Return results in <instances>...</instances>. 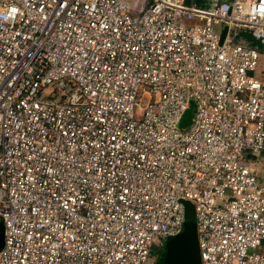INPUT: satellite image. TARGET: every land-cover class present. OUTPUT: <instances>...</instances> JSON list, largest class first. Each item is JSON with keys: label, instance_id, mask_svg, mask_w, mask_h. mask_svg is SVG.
<instances>
[{"label": "built area", "instance_id": "obj_1", "mask_svg": "<svg viewBox=\"0 0 264 264\" xmlns=\"http://www.w3.org/2000/svg\"><path fill=\"white\" fill-rule=\"evenodd\" d=\"M262 53L264 0H0V264H150L187 201L264 264Z\"/></svg>", "mask_w": 264, "mask_h": 264}, {"label": "water", "instance_id": "obj_2", "mask_svg": "<svg viewBox=\"0 0 264 264\" xmlns=\"http://www.w3.org/2000/svg\"><path fill=\"white\" fill-rule=\"evenodd\" d=\"M225 29L222 31L221 40L223 39ZM194 102L184 112L180 127H187L192 122ZM3 244V224L0 221V248ZM163 251L158 256L156 264H201L199 247L197 242L196 225L186 218L183 229L180 233L168 237L162 246Z\"/></svg>", "mask_w": 264, "mask_h": 264}, {"label": "rangeland", "instance_id": "obj_3", "mask_svg": "<svg viewBox=\"0 0 264 264\" xmlns=\"http://www.w3.org/2000/svg\"><path fill=\"white\" fill-rule=\"evenodd\" d=\"M259 62H260L259 67H264V54L263 53L260 55ZM254 170L256 172L260 185L264 188V157L259 156L258 161H256L254 165ZM185 213H186L187 220L195 223L194 206L190 201L185 202Z\"/></svg>", "mask_w": 264, "mask_h": 264}, {"label": "flooded vegetation", "instance_id": "obj_4", "mask_svg": "<svg viewBox=\"0 0 264 264\" xmlns=\"http://www.w3.org/2000/svg\"><path fill=\"white\" fill-rule=\"evenodd\" d=\"M164 248L161 247H156L153 250V255L151 257L150 264H156V261L158 260V256L161 254Z\"/></svg>", "mask_w": 264, "mask_h": 264}, {"label": "trees", "instance_id": "obj_5", "mask_svg": "<svg viewBox=\"0 0 264 264\" xmlns=\"http://www.w3.org/2000/svg\"><path fill=\"white\" fill-rule=\"evenodd\" d=\"M190 0H186V2L188 3ZM206 1H210V0H196L195 1V3L197 4V5H199V6H202V7H206V5H205V2ZM250 39V42L251 43H256V42H258V41H256L255 39H253V38H249Z\"/></svg>", "mask_w": 264, "mask_h": 264}, {"label": "crops", "instance_id": "obj_6", "mask_svg": "<svg viewBox=\"0 0 264 264\" xmlns=\"http://www.w3.org/2000/svg\"><path fill=\"white\" fill-rule=\"evenodd\" d=\"M195 1H196V0H190L188 3L196 4ZM219 1H220V0H210V1H206V2H205V5H206V7H211L213 4H215V3L219 2ZM196 5H197V4H196ZM260 68L262 69V68H264V67H260ZM263 190H264V188H263Z\"/></svg>", "mask_w": 264, "mask_h": 264}]
</instances>
